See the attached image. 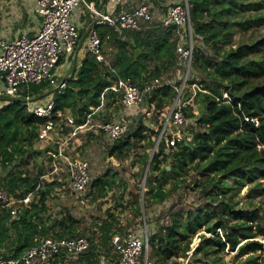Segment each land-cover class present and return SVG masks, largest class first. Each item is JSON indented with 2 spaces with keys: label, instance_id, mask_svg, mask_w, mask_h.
Returning a JSON list of instances; mask_svg holds the SVG:
<instances>
[{
  "label": "trees",
  "instance_id": "16d2710c",
  "mask_svg": "<svg viewBox=\"0 0 264 264\" xmlns=\"http://www.w3.org/2000/svg\"><path fill=\"white\" fill-rule=\"evenodd\" d=\"M88 1L99 7L102 0ZM223 1L187 0L193 56L186 89L191 94V85L197 84L203 91L196 93L201 105L198 116L191 112L189 106L184 109L187 119L195 118L188 125L191 140L171 147L168 146L169 136H163L147 170L143 216L145 223L151 226L148 232L149 259L154 264H180L171 259L187 256L191 237L202 226L210 234H215L220 228L225 241L222 242L218 236H202L207 244L198 245L196 251L201 253L204 262L194 255L187 264H221L213 256L216 249L211 246L212 242L223 250L227 243L234 248L241 237V241L247 240L239 246L241 255L262 249V243L251 239L264 235V211H234L224 201L214 204L216 192L224 189L225 178L264 179V147H257L264 146V59L247 57L253 51L262 50L264 37L223 50L220 44L228 41L225 19L232 13L237 0ZM84 13L88 12L84 10ZM262 19L264 14L254 17L255 21ZM151 25L142 31L123 30L119 33L107 23L94 24L92 28L103 45L108 43L112 46L113 62L110 65L98 62L85 51L82 56L78 55L75 72L71 69L72 75L63 90L53 91L49 83L31 87L35 98L46 95L43 98L53 99L54 113L69 110L78 126L87 122L88 116L95 117L92 107H98L102 102L106 108L115 111L112 116L107 114L104 122H111L119 115L122 92L112 89L113 82L128 79L138 87L153 81L161 84L154 87L141 104V107L153 105L151 118L140 112L133 113L138 108L130 109L128 129L115 141L108 140L102 131L96 135L90 130L80 147L82 155H85L86 148L91 147L92 154L101 150L103 159L115 157L121 160L134 149L142 148L138 163L142 166L147 164L150 157L147 149L154 148L162 125L158 117L164 116L163 108L176 97L179 87L177 76L185 73L177 52L179 36L176 28L162 26L156 20ZM136 50H139L137 57ZM224 92L230 101L222 99ZM186 96L183 95L184 98ZM55 118L58 117L55 115ZM246 118L254 119L258 125L246 121ZM44 121L29 114L22 100L7 102L0 108V189L16 199L33 193L28 204L16 207L14 216L10 208L0 210V258L4 261L18 259L27 249L46 238L82 236L88 239L90 247L72 264H99L102 256L106 263L117 260L119 254L112 238L118 236L122 240L129 232L138 230L142 216L139 201L134 202L133 217L126 227L120 226L110 213L104 218L99 217L91 228H78L77 208L73 209L71 201L80 203L85 198L102 199L117 182V174L107 168L98 172L95 167L91 171L92 162L90 164L86 155L82 159L89 164L88 186L79 196L75 193L69 196L68 204L54 213L47 206V201L61 183L55 179L43 183L40 177L45 174L44 170L36 169L37 157L43 154L54 156L57 145L47 144L42 149L33 147L38 139V127ZM63 128L65 134L72 131L70 127ZM166 147L169 151L165 150ZM91 153L92 160L94 156ZM190 173L193 176L188 179ZM171 180L172 186L166 190L164 186ZM181 188L184 194H179ZM187 197L193 200L187 203ZM196 201H199L198 205ZM155 206L160 207L158 213L152 211ZM257 258L249 255L242 264H258Z\"/></svg>",
  "mask_w": 264,
  "mask_h": 264
},
{
  "label": "built area",
  "instance_id": "2783aa9c",
  "mask_svg": "<svg viewBox=\"0 0 264 264\" xmlns=\"http://www.w3.org/2000/svg\"><path fill=\"white\" fill-rule=\"evenodd\" d=\"M111 1L112 8L104 12L88 0H34L35 12L42 20L38 32L32 37L23 34L14 40L0 36V95L21 99L26 103L29 114L45 119L38 127V140L57 145L52 162L53 170L58 169V162L65 166L70 188L77 196L90 182L89 164L85 159L71 157L67 145L71 137L87 129V124L85 122L76 126L74 119L67 116L61 119L63 113H54L53 99L42 98L35 101L31 87L49 83L53 91L64 89L67 80L56 70L62 60L66 62L71 60L78 46L81 33L74 15L80 8L95 17L94 24L107 23L119 33L123 30L142 31L152 26L155 20L162 26L176 28L179 36L177 52L185 66V73L176 100L170 106L167 116L164 113L165 121L158 141L163 136H169L168 146L175 147L184 140H191V135L185 134L189 119L186 118L184 109L198 91H203L199 85L192 84L190 96L183 100V89L188 80L193 56L192 27L187 0H142L135 7L130 8L127 7L126 0ZM159 7L165 10L162 11ZM83 45L85 51L92 54L98 62H106L103 43L93 28L88 32ZM160 85L158 81H153L138 87L128 79L116 81L112 89L122 92L120 103L123 111L113 121L99 124V130L111 141L122 137L131 122L127 111L139 108L145 96L154 87ZM222 99L226 102L230 101L226 93L223 94ZM55 115L58 118H55ZM62 120H64L63 126L65 124V127L72 128L68 137L64 138L62 137L64 128L60 126ZM246 121L255 122L254 119L249 118H246ZM255 123L258 125L257 122ZM32 195L33 193L30 192L23 199H16L7 191L0 189V210L10 208L14 216L16 207L28 203ZM143 227L144 230L140 232L137 230L129 232L122 240L114 236L112 243L116 246L118 259L106 263L102 256L99 264H149L148 232L144 220ZM89 247L88 239L82 236L46 238L27 249L18 259L4 261L0 258V264H72Z\"/></svg>",
  "mask_w": 264,
  "mask_h": 264
},
{
  "label": "rangeland",
  "instance_id": "374dc122",
  "mask_svg": "<svg viewBox=\"0 0 264 264\" xmlns=\"http://www.w3.org/2000/svg\"><path fill=\"white\" fill-rule=\"evenodd\" d=\"M225 2V0L223 1ZM264 14V0H237V4L234 6L232 13H230L225 21V30L228 33L227 43L226 44H220V46L223 48V50H228L229 48H237L241 45L249 44L255 40H258L262 37H264V19L255 21L254 17H259ZM103 50L106 52L105 57L107 58L106 63L111 64L113 62V57L111 56L114 54V50L112 49V46L108 43H105L103 45ZM249 59H256V60H263L264 59V47L260 51H253L248 54L247 56ZM72 64V63H71ZM71 64L66 63L65 60H62L61 63L58 65V73L64 77L63 75H69L71 71ZM64 72V73H63ZM183 75H178L176 80L179 81V87L177 88V94L181 89L182 83H183ZM116 82L112 83V87H115ZM190 90H192L190 88ZM121 92V91H116ZM191 92V91H190ZM225 93V92H224ZM223 93V94H224ZM186 94L187 96L184 99H187L189 97V90L186 89V84L184 85L183 95ZM227 94V93H226ZM176 97L171 100L166 106L163 108V113L168 114L170 106L174 103L176 100ZM197 97L194 96L193 100L190 101L189 106L191 108V112L198 116L200 114V102ZM182 99V98H181ZM8 101L0 100V106L3 104H6ZM153 105L150 107L146 106L144 104L142 107L140 106L138 110L133 111V113H142L146 116V118H151L153 115ZM93 114H95V117H89L86 122L87 129L80 131L77 133V135L71 137L68 140V154L73 158H82V156L87 157L90 160V164L92 162V167L90 168L91 171H94L95 167L98 169V172H101L104 168L108 169L109 172H114L117 174V182L114 185L113 189L108 191L106 195L102 199L98 200H92L91 198H85L80 201V203L76 202V200L71 201V205L73 209L77 208V216H78V222L77 227L78 228H91L93 226L94 221H97L99 217L104 218L107 214L112 213L114 218L119 222L120 226L126 227L128 222L133 217V204L136 200L139 201L140 207H141V223L137 226V231L144 230L143 228V220L145 221V218L143 216L144 212V201L142 200V191H145V188L143 189V184L146 183V177L148 176V173H146L145 176V170L146 165L142 166L138 163V158L141 154H143L142 148H136L134 149L128 156L125 158L117 159L115 157H107L103 159V155L100 153L101 150H99L96 154H92L90 152V149L93 150V148H86L85 155H82L80 152L81 145L85 142L87 139V135L89 134V131L92 130L94 134L100 133V130L98 128L99 124L104 123L105 117L107 114H110L111 116L115 113L114 109L112 108H106L104 102L98 107H92ZM120 111H123L122 108ZM129 113V111H127ZM132 113V112H131ZM72 117L70 111H65V113L62 114L61 119H64V117ZM160 120H162L161 128L164 124L165 118L161 115L158 117ZM195 118H191L188 121V125H190V122H194ZM64 123V120L61 122ZM188 125L185 127V134H189V128ZM65 126V124H64ZM172 127V126H171ZM38 131V130H37ZM161 131V129H160ZM63 138L68 137V134L63 133ZM190 135V134H189ZM192 136H190L191 138ZM161 140V139H160ZM160 140L158 141V137L155 138V142L158 141V144L160 143ZM95 144V141L92 142ZM143 144V143H142ZM45 145H47L46 142L36 140L34 142L35 149H42ZM158 147V146H157ZM258 149H260L261 145L257 146ZM157 148L155 152H157ZM166 151H169V149L166 147ZM149 154L152 153L153 148L147 149ZM51 153L52 150H49ZM53 153V152H52ZM92 154L94 156V159H90L89 154ZM87 155V156H86ZM53 159L54 156L51 155H40L37 157V169L39 170L42 168L44 170V175L40 177L41 181L43 183L47 182L50 183L54 179L60 182L61 184L54 188L51 195L49 196V199L47 201V206L53 210L54 213L59 211L64 204L69 202V196H72L74 193L72 189L70 188V182L68 177V172L65 168V166L61 163H57V170H53ZM90 171V172H91ZM193 173H190V176H188V179L191 178ZM172 180L165 184L164 188L168 190L172 186ZM42 183V184H43ZM223 183H225L224 189L221 191H217V199L214 202V204H217L219 202H226L231 207V210L234 211H254V210H261V212L264 211V179L261 177H255L254 180H249L247 177H233V178H225L223 180ZM179 194L183 193L184 191L181 188L178 190ZM178 194V193H177ZM175 194V195H177ZM75 195V194H74ZM175 197V196H174ZM173 197L170 198V200ZM187 203H190L193 198L187 197L186 198ZM170 202V201H169ZM68 204V203H67ZM196 204H199V201H196ZM165 206V205H164ZM161 207V205H160ZM160 207L156 206L152 209V211L158 213L160 210ZM64 210V209H63ZM74 211V210H72ZM56 217V215H55ZM61 215L58 217L60 218ZM147 232H149L151 226H148L146 224ZM252 230L255 231L254 224L252 223ZM202 236H218L221 238V241H225L224 233L220 228L216 229L215 234H210L205 231V226H202L197 229V232L191 237V241L189 244V251L187 252V256L185 257H173L171 260H176L180 264H187L189 260H193V256L196 255L197 257H201L202 261L204 262V259L200 252L196 251V248L198 245H206L207 243L204 242V239ZM251 240H257L258 242L262 243V249H256L253 252H248L246 254L241 255L239 246H241L245 241H241V237H239V243L232 248L228 243L226 244V247L221 250V247L217 245L215 242L211 243V246L216 249V252L213 256L216 257L217 262L221 264H242L249 255H255L258 256V264H264V235H257V237L251 239ZM185 243V241H183ZM183 243V244H184ZM151 248L148 249V255L150 256ZM197 261V260H196ZM199 262V261H198ZM171 263V262H170ZM149 264H154L152 259H149ZM207 264V263H205Z\"/></svg>",
  "mask_w": 264,
  "mask_h": 264
},
{
  "label": "crops",
  "instance_id": "0c3cea01",
  "mask_svg": "<svg viewBox=\"0 0 264 264\" xmlns=\"http://www.w3.org/2000/svg\"><path fill=\"white\" fill-rule=\"evenodd\" d=\"M140 1L142 0H126L127 7H135ZM92 3L94 4V2ZM112 6L113 4L109 0L103 4H100L99 7H95L106 12L110 10ZM74 19L77 22L80 33H86L88 28L93 26L95 22V17L90 13H84V10L82 8H80V10L75 13ZM0 20V36L7 40H14L15 38L23 34H26L29 37L34 36L40 29L42 22L41 17L35 12L34 0H0ZM84 52L85 48L82 45L81 49L78 52V55L81 54L82 56ZM73 58L74 56L70 61L66 63L73 64ZM71 75L72 72L70 71V74L67 76L63 75V78H68ZM32 197L33 195L30 197V201L32 200Z\"/></svg>",
  "mask_w": 264,
  "mask_h": 264
},
{
  "label": "water",
  "instance_id": "95a60500",
  "mask_svg": "<svg viewBox=\"0 0 264 264\" xmlns=\"http://www.w3.org/2000/svg\"><path fill=\"white\" fill-rule=\"evenodd\" d=\"M104 1H105V0H102V2H104ZM91 29H92V26L88 28L87 32L84 33V34L81 36L80 40H79V43H78V46H77V48H76V50H75L74 58H73V64H72V71H73V73L75 72V68H76V64H77V55H78V52H79V50L81 49V47H82V45H83V43H84V41H85V38H86L88 32H89ZM138 54H139V50H136V51H135V56L137 57ZM69 77H71V76H69ZM69 77H68V78H64V79H65V80H68ZM45 96H46V95H44V96H42V97H38V98L35 99V101H38V100L42 99V98L45 97ZM0 99L5 100V101H8V102L21 101V99H19V98H17V97H11V96H7V95H0ZM26 139L28 140L29 145H31V141H30V139H29L28 137H27ZM158 139H159V137H158ZM157 146H158V141L155 143L154 148H153V151H152V153L150 154V157H149L148 162H147V164H146L145 176H146L147 170H148V168H149V164H150V162H151V160H152L153 154H154V152H155ZM144 185H145V184H143V189H144ZM142 192H144V191H142ZM142 195H143V193H142ZM142 200H143V197H142Z\"/></svg>",
  "mask_w": 264,
  "mask_h": 264
}]
</instances>
